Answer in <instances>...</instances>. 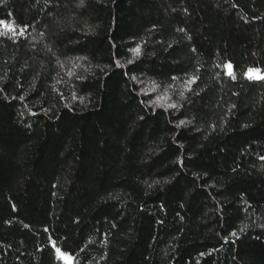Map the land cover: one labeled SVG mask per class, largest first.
<instances>
[{"label": "trees", "instance_id": "obj_1", "mask_svg": "<svg viewBox=\"0 0 264 264\" xmlns=\"http://www.w3.org/2000/svg\"><path fill=\"white\" fill-rule=\"evenodd\" d=\"M0 21L24 29L0 26V264H264V0H0Z\"/></svg>", "mask_w": 264, "mask_h": 264}, {"label": "snow or ice", "instance_id": "obj_2", "mask_svg": "<svg viewBox=\"0 0 264 264\" xmlns=\"http://www.w3.org/2000/svg\"><path fill=\"white\" fill-rule=\"evenodd\" d=\"M84 3V0H80V4L82 5ZM0 26H2L4 29H6L7 31H11L12 33H13V35H17V34H19V35H23L24 34V29L22 28L21 30H20V32L19 33H16V31H15V28H14V26L13 25H10V24H8L6 21H0ZM25 27H27V26H25ZM3 34V32H0V35H2ZM133 51V54H134V56H138L140 53H141V49H140V47L139 46H137L135 49H133L132 50ZM117 63H119V62H117ZM129 63H131V61H129ZM225 67L228 69V72H227V74L229 75V76H233V73H232V71H231V63L229 62V63H227L226 65H225ZM245 76H246V78H248V79H264V71H262V70H260V69H254V68H249L246 72H245ZM234 78V77H233ZM175 79V78H174ZM194 80H195V78H193V81L192 82H194ZM181 96H183V93H181ZM74 99H75V97H73ZM82 101H83V97H81L80 98ZM170 107H177V105H170ZM184 123V121H181V124H183ZM261 159H264V157H261ZM231 235H236V233L235 232H233V233H231ZM225 239H227V238H225ZM57 252L59 253V255H60V257L62 258V259H65L67 262H68V264H71V256L69 255V254H66V253H63V252H61V250L60 249H57Z\"/></svg>", "mask_w": 264, "mask_h": 264}, {"label": "rangeland", "instance_id": "obj_3", "mask_svg": "<svg viewBox=\"0 0 264 264\" xmlns=\"http://www.w3.org/2000/svg\"><path fill=\"white\" fill-rule=\"evenodd\" d=\"M153 87L151 84H148L146 86H144L142 88V90L144 91H148L150 92V90H152ZM157 92V95L156 97L153 99V105H157V106H162V107H165V108H169L170 105H175V102L170 98V96L165 93V92H159L158 89L156 90ZM55 254H57V257L59 259H61L62 261H64L65 263H68L65 259H62L59 255V253L57 252V250L55 251ZM72 261V260H71Z\"/></svg>", "mask_w": 264, "mask_h": 264}]
</instances>
